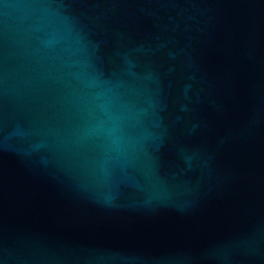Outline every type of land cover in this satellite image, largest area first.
I'll list each match as a JSON object with an SVG mask.
<instances>
[{"label": "water", "instance_id": "water-1", "mask_svg": "<svg viewBox=\"0 0 264 264\" xmlns=\"http://www.w3.org/2000/svg\"><path fill=\"white\" fill-rule=\"evenodd\" d=\"M0 264H264V0H0Z\"/></svg>", "mask_w": 264, "mask_h": 264}]
</instances>
